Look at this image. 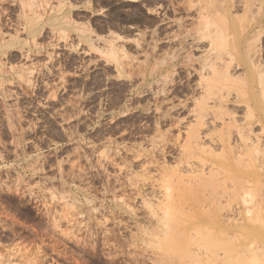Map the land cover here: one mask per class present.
<instances>
[{
  "label": "rangeland",
  "instance_id": "obj_1",
  "mask_svg": "<svg viewBox=\"0 0 264 264\" xmlns=\"http://www.w3.org/2000/svg\"><path fill=\"white\" fill-rule=\"evenodd\" d=\"M219 1L35 0L31 8L26 0H0V264H264V143L259 155L249 147L251 153L228 117L242 120L248 104L264 111V0H232L238 32L217 38L222 55L212 73L201 70L212 40L202 37L199 21ZM209 17L212 24L217 15ZM206 90L210 106L200 98ZM224 108L226 118L218 115ZM197 109L208 113L201 146L218 136L222 148L219 141L211 148L218 144L214 152L226 150V159L210 147L201 154L204 147L198 150L191 135L187 140L199 127ZM214 126L234 137L212 132ZM188 142L199 160L212 162L208 167L233 159L241 169L210 177L228 187L208 178L199 182L206 190L194 195L187 190L197 183L183 186L189 196L182 191L180 198L181 184L198 179L185 178L183 161L203 166ZM236 148L246 156L237 157ZM167 181L178 182V192ZM229 185L242 199L223 195L231 194ZM220 193L237 201L228 204Z\"/></svg>",
  "mask_w": 264,
  "mask_h": 264
},
{
  "label": "bare ground",
  "instance_id": "obj_2",
  "mask_svg": "<svg viewBox=\"0 0 264 264\" xmlns=\"http://www.w3.org/2000/svg\"><path fill=\"white\" fill-rule=\"evenodd\" d=\"M26 1L29 2V6H31V8L34 7L35 0H26ZM213 1H215V0H213ZM218 1H219V0H218ZM247 1H248V0H247ZM219 2H221V1H219ZM233 2H234V1H233ZM233 2H232V0H222L219 9L217 8V7L219 6V5H217V4H212V6L214 5V7L216 8V9L213 8L214 10H213V9H207L206 6H205L204 9H207V11L203 9L204 12L206 11V14L208 13L209 15L207 14L206 17H205V16H203V15H204V12H202L203 15L201 14L202 16H200V17H201V20H203V22L200 20L199 23L201 22V23H200L201 25H202V23H203V24L205 23V25H204L205 28H204V26H201V28H204V29H201V28H199V29H200L201 31L203 30V34H202V32H201L203 38H210V39L212 40L211 43H210V45H209V50L206 51L207 54L209 53V54H211V56L215 54V56L211 57V56L209 55L210 58H207L208 61L204 59V60H205L204 63H206V64L203 66V68H202L201 70H205V71H206V70H209V69L212 68L211 71H212V73H213V69H214V70H215V68L217 69L216 66H217L218 64L216 65V60H219V58H220L221 55H222V54H221L220 57L218 56V54L216 55V52H217V51L220 52V50H217V49H220V48H217V49H216V48H215V44H218V45L221 44L219 40H218L219 43H217V41H216L217 38L224 42V41L228 40V39L231 37V35H233L234 33H237V32H238V30H237V29L231 24V21H233V19H232V16L230 15V12H232V11H230V10H231V8H232V5H234V4H232ZM239 2H240V0H239ZM251 2H253V1H251ZM211 3H212V2H211ZM213 3H215V2H213ZM230 3H231L232 5H231ZM234 3H235V2H234ZM244 3H245V1H244ZM235 4H236V3H235ZM237 4H238V3H237ZM203 5H204V4H203ZM215 5H217V6H215ZM243 5H244V4H243ZM236 6H238V5H236ZM201 7H202V6H201ZM233 7H234V6H233ZM232 9H233V8H232ZM234 9H236V8H234ZM238 9H239V8H238ZM236 11H237V10H236ZM37 13H38V12H37ZM200 13H201V12H200ZM212 15H213V16L217 15V17H219V18L215 17V19L217 18V20H218V24L215 23V21H214L215 19H214V18H213V23H215V24H213V23H212L213 25L210 24L212 21H211V20H208V19H212L211 17H209V16H212ZM237 15H238V14H237ZM200 17H199V18H200ZM202 17H204V18L202 19ZM34 19H35V18L31 19L30 22L32 23V22L34 21ZM207 20H208L209 22H210V21H211V22L209 23V22H207ZM35 21H37V19H36ZM206 22H207V23H206ZM28 23H29V22H28ZM200 24H199V25H200ZM240 28H241V27H240ZM199 29H198V30H199ZM241 30H242V29H241ZM22 31H23V30H22ZM199 32H200V31H199ZM199 32H198V33H199ZM242 32H244V31H242ZM199 34H200V33H199ZM199 34H198V36H199ZM0 35H2V34L0 33ZM200 36H201V35H200ZM2 37H3V35H2ZM199 38L201 39V37H199ZM3 39H4V38H3ZM200 39H198V40H200ZM33 40H34V39H33ZM207 40H208V39H207ZM1 41H3V40H1ZM203 41H205V40H203ZM208 41H209V40H208ZM215 41H216V43H215ZM223 44H224V43H222V46H226V45H227V44H226V45H225V44L223 45ZM112 45H113V44H112ZM218 45H216V46H218ZM251 45H252V43H251ZM242 46L244 47V45H242ZM249 47H250V44H249V46H248L247 48H245V49H248ZM207 49H208V48H207ZM221 50H222V49H221ZM225 50H226V49H225ZM251 50H252V49H251ZM215 51H216V52H215ZM223 51H224V50H223ZM247 51H248V50H247ZM249 51H250V50H249ZM108 52H109V51H108ZM204 52H205V51H204ZM206 52H205V53H206ZM251 52H253V50H252ZM217 53H218V52H217ZM220 53H222V52H220ZM248 53H249V52H248ZM248 53H247V55H248ZM249 54H251V53H249ZM108 55L110 56V58H113L115 62L118 60V59H117V58H118V55H117V52L115 51L114 48L111 49V51L108 53ZM223 55H224V52H223ZM228 55L231 56L230 53H228L227 56H228ZM251 55L253 56V54H251ZM229 56H228V57H229ZM228 57H227V59H228ZM249 58H250V57H249ZM229 60H231V58H229ZM224 61H225V60H224ZM227 61H228V60H227ZM207 62H208V63H207ZM232 62H233V61H232ZM229 63H231V61H229ZM229 63L227 62L226 65L223 66V68H225V69L230 68V67H227ZM0 66H1V65H0ZM120 66H121V65H120ZM201 66H202V65H201ZM220 67L222 68V66H220ZM1 68H2V67H1ZM1 68H0V69H1ZM222 70H223V69H222ZM0 71H1V70H0ZM217 71H218V70H217ZM206 73H207V72H206ZM210 73H211V72H210ZM212 73H211V74H212ZM219 73H220V72H219ZM222 73H223V72H222ZM200 74H201V73H200ZM216 74H217V73H216ZM213 75H215V73H214ZM226 75H227V74H226ZM230 75H231V74H230ZM259 75H260V74H259ZM202 76H203V75H202ZM202 76H201V77H202ZM205 76H207V75H205ZM208 76H209V75H208ZM210 76L212 77V75H210ZM210 76H209V78H210ZM213 77H214V76H213ZM215 77H217V75H216ZM221 77H222V76H221ZM235 77H236V76H235ZM205 78H206V77H205ZM202 79H204V78H202ZM200 80H201V79H200ZM3 82H4V81H3ZM0 84H1V83H0ZM206 84H207V83H206ZM260 84H261V82L259 83V86H260V96L264 98V83H263L262 85H260ZM199 87H201V86H199ZM212 88H213V87H212ZM214 88H215V87H214ZM208 89H209V88H208ZM217 89L219 90V88H217ZM220 89H221V88H220ZM213 90H214V89H213ZM215 90H216V88H215ZM258 90H259V89H258ZM3 91H4V90H3ZM219 91L222 92L223 90H219ZM219 91H217V92H219ZM210 92H211V91H207V90H206L205 92H203V94H204L203 97H200V98H203V99H204V100H203V99H201V100H202L203 102H205V105H207V104H206V102H208L207 100L212 99V98H210V97H211V96H210V95H211ZM221 92H220V93H221ZM226 93H227V92H226ZM228 93H230V92H228ZM229 95H230V94H229ZM236 95H238V94H236ZM238 96H239V95H238ZM225 97H227V95H226ZM214 98H218V97H214ZM227 98H228V97H227ZM219 99H220V100H223L224 98L220 97ZM216 100H218V99H215V100L213 99L212 101H213V102L215 101V104H216ZM220 100H219L218 102H220ZM209 101H210V100H209ZM199 103H200V102H199ZM220 103H221V102H220ZM212 104H213V103H212ZM203 105H204V103H203ZM223 105H224V104H223ZM197 106H198V105H197ZM197 106H196V107H197ZM207 106H210V105L208 104ZM194 107H195V106H194ZM222 107H223V106H222ZM225 108H226V107H225ZM225 108H224V109H225ZM195 109H196V108H195ZM227 109H228V108H227ZM198 110H200V109H197V111H198ZM218 110H219V109H218ZM218 110H216V111H218ZM228 110H229V109H228ZM235 110H236V108H235ZM200 111H202V110H200ZM200 111L198 112V113L200 114V115H198V121H194V122L197 123V124L195 123V124H196V127H197V125H199L198 129L196 128L197 131H196V132H193V133H191V132L188 131V134H189V135H187L188 137H186L187 140H188V139H190V138L193 136L192 138H193L194 143L196 142L195 144H197L199 147H200L201 144L203 143V142H202V143L200 142L201 138H203V137H200V134L202 133V132L200 131V128H201V130H202L203 126L206 127L207 121H206V117L204 118V116H206V115L208 114V113H207V114L205 115V113H206L205 110L202 111L203 113L205 112L204 114H203L202 112H200ZM206 111H208V110H206ZM216 111H215V114H214L215 116H217ZM226 111H227V110L225 109V112H226ZM229 111H231V110H229ZM221 112H222V111H221ZM189 113H190V112H189ZM201 113H202V114H201ZM213 113H214V111L211 112V114H213ZM218 113H219L218 115L222 114L223 116H225V115H228V113H230V112H226V114L223 112V113H224V114H223V113H220V112L218 111ZM191 114H192V113H191ZM234 114H236V113H234ZM234 114H231V113H230V115H233V116H231V117L228 116V117H229V120H230L234 125H236V127L234 126V127H235V128H234V127L232 126L233 124H232V125H231V124H228V126H227L226 124H224L225 129H226V127L231 128V127H230V125H231L232 128H234V129L236 130L235 133L237 134V136L239 137V139L244 143V147L247 146V148H248V149L246 148L247 150H249V147H250L251 149L254 150V153H253V154H257V155H259L260 153H259L258 150L261 148V147H260V146H262L261 144L264 143V140H263V142H262V139H264V138H263V135H264V111H263V110H259V109L257 108L256 104H254V105H252V104H248V106L246 107V112L244 113L245 118H243L242 120L240 119L243 123H245V124H243V125H241V124L238 125V124L240 123V120H238ZM191 116H192V115H191ZM208 116H209V115H208ZM208 116H207V117H208ZM223 116H222V117H223ZM193 117H194V116H193ZM195 117H196V116H195ZM209 117H210V116H209ZM222 117L220 118L221 121H220V119H219V121H220L221 123H223V122H222ZM226 117H227V116H225L224 118H226ZM218 118H219V117H218ZM195 119H197V117H196ZM207 119H208V118H207ZM227 119H228V118H227ZM227 119H225V122H224V123H226V120H227ZM212 121H213V122H212ZM212 121H211V119H210V121H208V122H212L213 124H212V123H211V124L214 125V120H212ZM215 121H217V120H215ZM223 121H224V119H223ZM190 123H191V122H190ZM205 123H206V124H205ZM215 123H216V122H215ZM228 123H229V121H228ZM237 123H238V124H237ZM204 124H205V125H204ZM218 124H219V123H218ZM202 125H203V126H202ZM209 125H210V124H208V126H209ZM193 126H194V125H193ZM208 126H207V127H208ZM220 126H221V125H220ZM255 126L258 127L259 131H258V130H257V131H256V130H255V131L253 130V128H254ZM209 127H210V126H209ZM211 127H212V126H211ZM211 127H210V128H211ZM222 127H223V124H222ZM222 127H221V128L219 127L220 130L222 129ZM213 128H214L213 130H212V129H209V130H212V132H213L216 128H218V126H217V127L214 126ZM232 128H231V129H232ZM255 128H256V127H255ZM255 128H254V129H255ZM192 129L194 130V128H192ZM234 129H233V130H234ZM256 129H257V128H256ZM209 130H207V131L205 130V131H206L208 134H210V131H209ZM216 130H218V133L221 134L220 132H222V130H221L220 132H219V129H216ZM216 130H215V132H217ZM208 131H209V132H208ZM223 131H225V130L223 129ZM231 131H232V130H231ZM200 132H201V133H200ZM185 133H186V131H185ZM199 133H200V134H199ZM222 133H223V132H222ZM235 133H234V134H235ZM253 133H254V134H253ZM257 133H260V134H257ZM186 134H187V133H186ZM193 134H195V135H193ZM208 134H207V136H208ZM223 134H225V133H223ZM223 134H222V135H223ZM190 135H191V137H190ZM202 135H203V134H202ZM204 135H205V134H204ZM204 135H203V136H204ZM210 135H213V134H210ZM210 135H209V136H210ZM215 135H217V134H215ZM226 135H227V136H226ZM185 136H186V135H185ZM213 136H214V135H213ZM213 136L209 137V139L214 138ZM231 136H233V135L225 134V138H226V139H227L228 137L230 138ZM237 136H236V137H237ZM233 137H234V136H233ZM233 137H232V138H233ZM192 138H191L190 140H192ZM205 138H207V140H209L208 137L205 136ZM217 138H218V136H217ZM217 138H216V139H217ZM219 138H221V137H219ZM222 138L224 139V137H222ZM229 138H228V139H229ZM216 139L213 141L214 144H215V142L219 141L218 143H220L219 145H221V144H222V143L220 142L221 140L219 139V140L216 141ZM223 139H222V140H223ZM226 139H225L223 142H225ZM230 139H231V138H230ZM235 139H236V138H235ZM237 140H238V138H237ZM202 141H203V140H202ZM227 141H228V140H227ZM229 141H230V140H229ZM231 141H232V140H231ZM233 141H235V140H233ZM233 141H232V142H233ZM184 142H185V141H184ZM209 142H210V141H209ZM209 142H208V143H209ZM211 142H212V140H211ZM213 142H212V144H213ZM232 142H230L228 145H230V144L233 145ZM189 143H190V142H188V144H189ZM200 143H201V144H200ZM204 143H207V142H204ZM240 143H241V142H239V144H240ZM188 144H186V146H187ZM212 144H210V145H209V144H206L205 146H201L202 148L204 147L203 149H202L201 147H200V148L197 147V148H198V150L200 149V151H201V149H202L201 154H205V153H203V152H204L203 150H205V148L210 147V150H211L212 153H213L214 151L217 150V148L219 149V147H217V146H218V144H217L216 148H215V147L211 148V145H212ZM223 144H224V143H223ZM225 144H226V143H225ZM225 144H224V145H225ZM235 144H236V141H235ZM237 144H238V143H237ZM190 145H191V144H189V147H188V146L186 147V149H188L189 151H190L191 148H192ZM207 145H209V146H207ZM232 145H231V148H232ZM242 145H243V144H242ZM263 145H264V144H263ZM195 146H196V145H195ZM212 146H213V145H212ZM233 146H234V145H233ZM238 146H239V145H237V148H238ZM180 147H181V146H180ZM182 147L185 148V146H182ZM190 147H191V148H190ZM193 147H194V146H193ZM224 147H225V146H224ZM229 147H230V146H229ZM240 147H241V149H242L243 146H241V144H240ZM221 148H222V145H221ZM231 148H230V150H231ZM234 148H235V146H234ZM234 148H233V149H234ZM237 148L235 149V151L237 150ZM262 148H264V146H263ZM208 149H209V148H208ZM225 149H227V147H225ZM233 149H232V150H233ZM239 149H240V148H239ZM241 149H240V150H237V151L239 152V151H241ZM181 150H182V149H181ZM193 150H194V149H193ZM210 150H207V155L210 154L209 157H211V155H212V153L210 152ZM232 150H231V154L234 153V152H232ZM185 151H186V150H185ZM222 151H223V149L220 150V153H219L218 151H217V154H216L215 152H214V153L218 156V158H219V157H222L223 159H226L224 154H225V152H226V153H227V156H228V152H227L226 150H224L225 152L223 151V153H224V154H223ZM249 151H251V150H249ZM255 151H256L257 153H255ZM261 151H263V149H261ZM180 152H181V151H180ZM186 152H187V151H186ZM190 152H191L190 155H192V156L195 154V153L192 152V151H190ZM205 152H206V151H205ZM208 152H209V153H208ZM247 152H248V151H247ZM192 153H194V154H192ZM196 153H197V152H196ZM235 153H236V152H235ZM243 153H244V155H245V154H246V151H244V150L241 151V155H242V156H241L239 153H238V154L236 153V154L238 155L237 157L240 156V158H242V157L244 156ZM251 153H252V151H251ZM251 153H250V154H251ZM184 154H186V156H188V158H189L190 155H187L188 153H184ZM184 154H183V155H184ZM219 154H220V156H219ZM222 154H223L224 156H223ZM253 154H252V155H253ZM262 154L264 155V151H263ZM262 154L259 155L260 157L258 156V158H262V157H264ZM216 155H215L214 158L217 157ZM221 155H222V156H221ZM248 155H249V154H248ZM257 155H256V156H257ZM200 156H201V155H200ZM200 156L198 157V155L196 156V154H195L194 158L196 159V157H197L199 162H201V163L203 162V166H204V164H205L206 161H205L204 159H200V160H199V158H201ZM212 156H214V154H213ZM227 156H226V157H227ZM233 156H234V155H233ZM245 156H246V155H245ZM256 156H255V159H257ZM261 156H262V157H261ZM229 157H232V156H229ZM234 157H236V155H235ZM234 157H233V158H234ZM188 158H187V159H188ZM194 158H192V159H194ZM205 158H206V160H207V157H205ZM214 158H213V159H214ZM218 158H216V159L218 160ZM240 158H239V159H240ZM245 158H246V157H244V161H243V162L240 160V164H239V165H241V162H242V164H245V163H244V162H245ZM181 159H183V157H182ZM195 159H194V160H195ZM223 159H222V160L219 159V160H220V161H223ZM227 159H228V158H227ZM229 159H231V158H229ZM239 159H237V160H239ZM246 159H247V158H246ZM249 159H250V158H248V160H249ZM262 159H264V158H262ZM262 159L257 160V162L260 161V160H262ZM188 160H189V161H187V160H186V161H185V160L183 161V162H185V165L183 166V168H182L183 171H181V172H183V173H188V174H186V177H185V178H187L188 176L191 175V177L198 178V179H197V180H194V179L191 178V179H192V181H191L190 178H189V179L187 178L188 181H187L186 183L189 184V185H187L186 183H184L185 185L181 184L182 187H181V186H180V187L183 188V190H182V189H181V190L179 189V192H180L181 196H180V194H176V196L179 195L180 198L182 197V191H183V193L185 194V196L187 195V197L189 196V192H190L191 190H192V191H191L190 193L193 194V193H194L193 191L198 190L197 188H199V187L201 186V185L199 184V182L204 181V180H206V179H208V178L210 179V177H211L212 175H214V173L217 175V176H215V177H219L218 174H220V173H221V170H223V169H225V170L227 171V173H228V172H229V173H232L233 168H234V169H235L236 167L238 168V165L236 166V164H235L236 167H234V166L231 164V163H233V162H232L233 159H232L231 163H226L225 166L222 165L223 163H219V162H218V163L221 164V166H223V167H221L219 164H217V165L215 164V166L212 165V167H208V166L205 164V165L208 167V169H207V167H206V169L202 170V169L204 168V167L202 166V169L199 171V170H197L199 166L196 165V167L198 166L197 169L194 168V165H193L194 162L192 163V161L190 162V159H188ZM210 160H212V158L209 159V161H210ZM219 160H218V161H219ZM237 160H236V161H237ZM198 161L195 160L196 163H197ZM207 161H208V160H207ZM213 161H214V160H213ZM175 162H176V161H175ZM180 162H181V161H179V163H180ZM199 162H198V163H199ZM215 162L217 163V161H215ZM238 162H239V161H238ZM250 162H251V159H250ZM255 162H256V160H255ZM257 162H256V163H257ZM263 162H264V161L262 160L261 164H262ZM181 163H182V162H181ZM198 163H197V164H198ZM201 163H200V164H201ZM206 163L208 164V162H206ZM224 163H225V162H224ZM252 163H254V162H252ZM256 163H254V164H256ZM259 163H260V162H259ZM259 163H258V164H259ZM200 164H199V165H200ZM211 164H212V162H211ZM211 164L209 163L208 165L210 166ZM233 164H234V163H233ZM246 164L248 165V161H246ZM175 165H176V164H175ZM182 165H183V164H182ZM201 165H202V164H201ZM201 165H200V166H201ZM259 165H260V164H259ZM263 165H264V163L262 164V166H263ZM176 166L179 167V165H176ZM242 166H243V165H242ZM244 166H245V165H244ZM244 166H243V167H244ZM248 166H249V165H248ZM248 166L245 167V168H248V169H249ZM257 166H258V165H257ZM257 166H256V167H257ZM262 166H259V168L262 167ZM178 167H177V168H178ZM181 167H182V166H180V167L178 168V170H179ZM243 167H242V168H243ZM253 167H255V166L253 165ZM253 167H252V168H253ZM177 168H176V169H177ZM237 168H236V169H237ZM182 169H181V170H182ZM236 169H235V170H236ZM238 169H241V168H238ZM254 169L256 170V169H258V168H254ZM254 169H253V170H254ZM206 170H208V172H207ZM225 170H224L223 172H226ZM173 171H174V170H171V172H173ZM176 171H177V170H176ZM176 171H175V172H176ZM256 171H257V170H256ZM259 171H260V170H258V172H259ZM223 172H222V173H223ZM237 172H238V171H237ZM258 172H257V173H258ZM261 172H262V171H261ZM179 173H180V172H179ZM197 173H198V174H197ZM246 173H247V172H246ZM257 173H256V174H257ZM259 173H260V172H259ZM235 174H237V173H235ZM262 174H263V173H262ZM192 175H194V176H192ZM225 175H226V174H225ZM225 175H224V176H225ZM253 175H254V174H253ZM263 175H264V174H263ZM171 176H172V175H171ZM184 176H185V175H184ZM220 176H221V175H220ZM166 177H167V176H166ZM172 177H173V176H172ZM172 177H171V179H172ZM225 177H226V176H225ZM233 177H234V176H233ZM259 177H261V176L258 175L257 178H259ZM182 178H184V177L182 176ZM185 178H184V179H185ZM220 178H221V177H219V179H220ZM234 178H235V177H234ZM236 178H237V177H236ZM243 178L246 179V177H243ZM247 178H248V177H247ZM166 179H168V178H166ZM169 179H170V178H169ZM169 179H168V180H169ZM171 179H170L169 182H171ZM177 179H179V181L181 180V178H177ZM219 179H218V180H219ZM225 179H226V178H225ZM240 179H241V178H240ZM240 179L237 180V181H238V182H240V181L242 182V179H241V180H240ZM210 180L213 181V180H215V179H212V178H211ZM222 180H223V179H222ZM222 180L217 181L218 184H220V186H221V182H222ZM233 180H234V179H233ZM246 180H247V179H246ZM246 180H245V183H246V184L244 183V181H243V183H244L245 185H248L247 182L250 181V179H248L247 181H246ZM257 180H259V179H257ZM261 180H264V179H261ZM261 180H259V181H261ZM175 181H176V180H175ZM183 181H184V180H183ZM183 181H182V182H183ZM206 181H207V180H206ZM212 181H210V182H212ZM224 181H225V180H224ZM224 181L222 182V184L225 183ZM230 181H231V180H230ZM230 181H229V182H230ZM237 181L234 180V182H236V183H237ZM169 182L167 181L168 184H169ZM173 182H174V181H173ZM210 182H209V184H210ZM213 182H216V180L213 181ZM217 182H216V183H217ZM231 182H232V181H231ZM241 182H240V183H241ZM175 183H177V186H176ZM175 183H174L175 185H174V184L172 185L171 183H170L169 185L173 186L174 189H175V186H176V189H175V190H177V192H178V188H179L178 185H179V184H178V182H175ZM194 183H195V184L197 183L198 186L196 185L197 187H195L194 185H192V184H194ZM248 183H249V182H248ZM250 183H251V182H250ZM250 183H249V184H250ZM260 183H261V182H260ZM168 184H167V185H168ZM201 184H202V182H201ZM204 184H205V183H204ZM211 184H213V183H211ZM214 184H215V183H214ZM214 184H213V185H214ZM226 184H227V183H225V185H226ZM232 184H233V183H232ZM237 184H238V183H237ZM257 184H258V183H256L255 185H257ZM169 185L166 186V187H169ZM190 185H191V186H194L195 188L193 187V189H192V187H191ZM235 185H236V184H235ZM251 185H252V183H251ZM258 185H259V184H258ZM258 185H257V186H258ZM183 186H184V187L186 186V189H188L189 186L191 187V189L189 188V190H187V191H189L188 193H185V192H184L186 189H185ZM204 186H205V185L201 186L200 189L202 190ZM222 186H223V185H222ZM226 186H227V185H226ZM229 186H230V185H229ZM239 186H240V185H239ZM242 186H243V185H242ZM261 186H262V185H261ZM173 187H172V189H173ZM227 187H228V186H227ZM230 187H232V188H227V190L230 189L231 192H230V191H229V192H230L231 194H229L228 192H223V195H224V194H227L226 196H228V198H229L230 195H232L233 193H235V191H233V190H235L236 188H238V187H235L234 185H233V186H230ZM233 187H235V189H233ZM207 188H208V187H207ZM222 188H224V186H223ZM225 188H226V187H225ZM243 188H244V187H243ZM263 188H264V187H263ZM194 189H195V190H194ZM209 189H210V188H209ZM218 189H220V188H218ZM232 189H233V190H232ZM146 190H147V189H146ZM168 190H169V189H168ZM168 190H167V191H168ZM170 190H171V187H170ZM204 190H206V186H205V188L203 189V191H204ZM210 190H211V189H210ZM214 190H215V189H214ZM227 190H226V191H227ZM245 190H246V189H244L243 192H244ZM249 190H252V189H249ZM249 190H248V192H249ZM253 190H254V189H253ZM259 190H260V188H259ZM173 191H174V190H173ZM218 191H219V190H218ZM224 191H225V190H224ZM241 191H242V188H241ZM169 192H170V191H169ZM197 192H199V191H196V193H197ZM207 192H208V191H207ZM211 192H212V190H211ZM211 192H210V195L212 196L213 193H211ZM213 192H214V191H213ZM215 192H216V191H215ZM251 192H252V191H251ZM260 192H261V191H260ZM175 193H176V191H175ZM196 193H194V195H195ZM238 193H240V190L237 189V192L235 193V194H236L235 196H237ZM241 193H242V192H241ZM254 193H255V192H254ZM254 193H253V194H254ZM169 194H170V193H169ZM169 194H168V195H169ZM173 194H174V193H173ZM204 194H205V193H203L202 195L205 197ZM216 194H217V193H216ZM218 194H219V193H218ZM220 194H221V193H220ZM228 194H229V195H228ZM249 194H250V193H249ZM261 194H262V193H261ZM150 195H151V194H150ZM152 195H153V194H152ZM156 195H157V194H156ZM239 195H240V194H238V196H239ZM257 195H259V194H257ZM166 196H167V195H166ZM176 196H175V195H174L173 197L171 196V197L173 198L172 200H175L174 198H176ZM179 196H178V197H179ZM211 196H210V197H211ZM224 196H225V195H224ZM224 196H222V194H221V195H219V197H221V198H218L217 196H216V197H217L218 199H223V200L226 201L228 198L225 197V198H227V199H224ZM233 196H234V195H233ZM233 196H232V197H233ZM235 196L233 197V199H232V198H231V199L234 200ZM241 196H242V195H240L239 198L242 199ZM254 196H255V195H254ZM207 197H208V196H207ZM213 197H214V196H212L211 198H213ZM246 197H247V195H246ZM246 197H245V198H246ZM250 197H251V196H250ZM154 198H155V197H154ZM236 198H237V197H236ZM236 198H235V199H236ZM256 198H258V196H257ZM146 199H147V198H146ZM146 199H145V200H146ZM160 199H162V198H160ZM170 199H171V198H170ZM178 199H179V198H178ZM178 199L176 198V200H178ZM231 199H228V200H227V201H228V204H229V201H230ZM247 199H248V198H247ZM263 199H264V198H263ZM263 199H262V201H263ZM172 200H171V201H172ZM176 200L174 201L175 204H176V202H177ZM142 201H143V200H142ZM160 201H161V200H160ZM168 201H169V200H168ZM208 201H210V200H208ZM213 201L215 202V200H213ZM227 201H226V202H227ZM234 201H237V200H234ZM253 201H254V200H253ZM145 202H146V201H145ZM172 202H173V201H172ZM164 203H165V202H164ZM168 203H170V201H169ZM174 203H173V204H174ZM216 203H217V202H216ZM222 203H224V202H222ZM231 203H232V202H231ZM242 203H243V202H242ZM262 203H263V202H262ZM166 204H167V203H166ZM173 204H172V206H176V205H173ZM197 204H198V203H197ZM202 204H203V203H202ZM225 204H226V203H225ZM225 204H224V205H225ZM244 204H245V203H244ZM160 205H161V204H160ZM162 205H163V204H162ZM183 205H184V204H183ZM198 205H200V204H198ZM204 205H205V204H204ZM204 205H203V206H204ZM257 205H258V204H257ZM262 205H263V204H262ZM167 206H168V205H167ZM170 206H171V205H170ZM170 206H168L167 208H170ZM177 206H178V205H177ZM203 206H200V208L203 207ZM221 206H222V205H221ZM255 206H256V205H255ZM259 206H260V205H259ZM161 207H162V206H161ZM164 207H166V206H164ZM230 207H231V206H230ZM236 207H238V206H236ZM151 209H152V208H151ZM161 209H162V208H161ZM181 209H182V208H181ZM203 209H204V208H203ZM217 209H218V208H217ZM229 209H230V208H229ZM166 210H167V209H166ZM179 210H180V209H179ZM179 210H178V211L176 210L178 214H179V212H180ZM182 210L184 211L185 209H182ZM190 210H191V209H190ZM218 210H219V209H218ZM246 210H247V209H246ZM246 210H245V211H246ZM176 211H175V212H176ZM219 211H220V210H219ZM224 211H225V210H224ZM232 211H234L235 214L238 212L237 210H236L237 212H236L235 210H232ZM239 211H240V210H239ZM225 212H226V211H225ZM234 212H233V213H234ZM242 212H244V211H242ZM247 212L249 213V210H248ZM250 212H251V209H250ZM252 212H253V210H252ZM165 213H168V210H167V212H165ZM180 213H181V212H180ZM191 213H192V212H191ZM226 213H227V212H226ZM229 213H231V211H230ZM263 213H264V212H263ZM188 214H189V212H188ZM202 214H203V213H202ZM237 214H238V213H237ZM239 214H240V212H239ZM241 214H242V213H241ZM152 215H153V214H152ZM154 215H155V214H154ZM154 215H153V216H154ZM167 215H168V214H167ZM190 215H191V214H190ZM190 215H188V216H190ZM245 215H246V214H245ZM255 215H256V214H255ZM255 215H254V216H255ZM158 216H160V215H158ZM165 216H166V215H165ZM209 216H210V215H209ZM228 216H229V215H228ZM250 216L254 218V216H252V215H250ZM210 217H211V216H210ZM234 217H236V216H234ZM238 217H239V216H238ZM238 217H236V218H237L236 220H238ZM240 217H241V215H240ZM242 217L245 219V216L242 215ZM242 217H241V218H242ZM246 217H247V218H250L249 216H246ZM259 217H260V216H259ZM151 218H152V216H151ZM229 218H230V217H229ZM232 218H233V217H232ZM243 218H242V219H243ZM156 219H157V218H156ZM160 220H161V219H160ZM229 220H230V219H229ZM240 220H241V219H240ZM249 220H251V218H250ZM234 223H235V222H234ZM262 246H263V245H262ZM258 248H259V247H258ZM259 249H260V248H259ZM257 250H258V249H257ZM260 251H261V250H260ZM263 252H264V250H263ZM260 259H261V257H260ZM257 261H258V260H257ZM260 262H261V261H260ZM260 262H259V263H260ZM256 263H257V262H256ZM260 264H261V263H260Z\"/></svg>",
  "mask_w": 264,
  "mask_h": 264
}]
</instances>
